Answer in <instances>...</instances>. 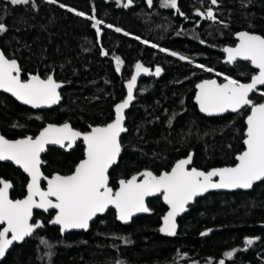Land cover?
I'll list each match as a JSON object with an SVG mask.
<instances>
[{"label": "trees", "instance_id": "1", "mask_svg": "<svg viewBox=\"0 0 264 264\" xmlns=\"http://www.w3.org/2000/svg\"><path fill=\"white\" fill-rule=\"evenodd\" d=\"M127 3L30 0L13 6L0 0V23L7 29L0 33V49L17 61L21 77H46L52 72L55 80L66 83L60 90L61 101L46 110H31L0 93V132L16 137L34 134L49 122L67 121L80 130L107 123L113 104L124 95L123 81L140 60L162 71L158 78L138 82L125 113L121 152L109 170L111 185L143 168L155 173L166 170L188 153H192L191 165L201 169L234 163L243 147L249 105L206 117L197 112L192 95L201 79L225 76L244 82L255 72L247 62L224 63L223 49L234 45L239 30L264 37V0H217L215 5L211 0H177L184 15L162 7L161 0H152L151 5L132 0L124 7ZM209 9L214 20L207 17ZM81 12L85 15L77 14ZM97 20L102 21L97 25L99 33L93 26ZM115 57L122 61L119 71ZM249 99L264 100V86ZM81 155L79 140L70 150L48 146L41 156V171L67 173ZM0 176L11 181V197L24 193L26 177L18 168L0 162ZM146 203L151 212L126 224L117 221L109 208L96 215L87 230L62 234L48 224L50 210L34 212L43 227L13 244L0 264H220L221 260L264 264V182H254L246 190L208 191L196 197L177 217L174 236L159 232L165 209L160 198L149 197ZM245 237L260 240L249 247ZM41 238L53 246L50 258ZM228 252L233 255L227 256Z\"/></svg>", "mask_w": 264, "mask_h": 264}, {"label": "snow or ice", "instance_id": "2", "mask_svg": "<svg viewBox=\"0 0 264 264\" xmlns=\"http://www.w3.org/2000/svg\"><path fill=\"white\" fill-rule=\"evenodd\" d=\"M8 2L16 6L27 5L30 0H8ZM49 2L55 3L56 0ZM147 2L149 5L152 4V0ZM131 3L132 0H128L124 7H128ZM216 3L217 0H211V4ZM161 6L179 12L177 0H161ZM77 14L85 15L82 12ZM179 14L184 15L182 12ZM207 17L215 19L211 9L207 11ZM100 23L102 21L97 20L93 26ZM6 30L5 24L0 23V33ZM116 31L119 32L121 29L117 28ZM237 35L240 43L235 48L224 49L228 54V61L232 62L242 57L255 65L259 69V74L252 76L251 82L246 84L231 78H226L227 83L224 84H217L216 80L203 81L197 85L199 92L196 96L200 110L209 114L229 110L238 112L251 105V114L247 116V138L244 141L246 150L237 156L238 163L234 167L213 169L208 172L196 168L189 170L186 167L192 161V156L189 155L186 159L178 161L171 172L157 176L151 171H145L141 174L143 179L139 182L137 177L133 176L129 180H120L117 191L109 187L108 169L116 162L121 152L119 137L126 131L123 126L124 110L134 99L133 88L137 76L141 72H149L148 68L137 63L136 74L127 84V97L115 106V119L106 126L94 127L90 132L80 133L74 131L68 123L59 127L49 124L35 138L26 137L15 141L0 135V161H13L31 176L28 195L23 200L9 199L8 190L11 184L0 178V184L3 185L0 187V224L6 225L0 230V257L5 256L13 242L24 241L26 237H32L36 229L43 227L40 221L30 223L34 208L46 211L58 209L55 218L49 223L60 225L63 233L71 229L87 230L89 221L98 213H104L110 205L117 209L118 219L127 223L134 214L149 212V208L145 205V197L161 193L170 205V211L163 217L160 231L174 236L177 227L176 217L186 210V205L194 197L209 189H249L254 182H264V103L256 104L249 99V93L253 92L257 85H264V37L248 32ZM144 43L147 44L148 41ZM161 51L167 50L161 49ZM102 54L108 55L107 52ZM171 54L177 55L175 52ZM179 58L186 59L184 56ZM115 60L119 71L122 61L119 57H115ZM20 71L17 61L7 58L4 52L0 51V89L12 93L17 99L33 107H39L41 104H56L61 99L57 91L61 84L57 83L52 75L45 79L39 75H31L28 80H22ZM161 71L160 67H156L154 74L159 76ZM208 71L212 70L208 69ZM81 136L86 144V158L79 162L71 175L57 174L51 179L44 177L48 188L46 191L42 190L39 183L42 176L40 154L45 151V145L49 143L63 145L65 141H69L67 147L71 148L72 143ZM213 177L219 179L214 181ZM50 197H54L55 201ZM9 234H11L10 238ZM205 234L201 233V235ZM257 240H260V237H245L244 243L250 247ZM125 242L130 243V241ZM40 244L49 249L45 255L50 258L53 254L51 251L53 246L43 238L40 239ZM226 255L231 257L233 252H228ZM220 264H224V261L221 260Z\"/></svg>", "mask_w": 264, "mask_h": 264}, {"label": "water", "instance_id": "3", "mask_svg": "<svg viewBox=\"0 0 264 264\" xmlns=\"http://www.w3.org/2000/svg\"><path fill=\"white\" fill-rule=\"evenodd\" d=\"M241 32H248L249 34H254V35L261 36V35L255 33V32H249V31H245V30H239V31H237V32L234 34V37H235V43H234V45H232V46H228V47H225V48H235V47L240 43V39H239V36H238L237 34H238V33H241ZM261 37H262V36H261ZM225 48H224V49H225ZM224 49H223V59H222L224 63H232V62H236V61L247 62V63L249 64V66L255 71V72L249 77V79H248L247 81L240 82V83H245V84H246V83H250V82H251V78H252V76H254V75H258V74H259V69H258L255 65H253L250 61L245 60V59H243L242 57H238L235 61L229 62V61H228V54H227L226 51H224ZM0 51H2V50L0 49ZM9 59H13V58H9ZM137 63H141L145 68H148V69H149V72H148V73L141 72L140 75L137 76L136 84H135V86H134V88H133V97H134V93H135V90H136V88H137L138 82H139V80H140L141 78H148V77L158 78V77L160 76V75H159V76H156V75L154 74V73H155V69H156V67H159V66H154V67L150 68L149 66L144 65L140 60L135 61V62L132 64V66H131V70H130L129 76L127 77V79H125V80L123 81V84H122V85H123V90H124V95H123V97H122L120 100H118L117 102H115V103L113 104V106H112V118H111L107 123H105V124H103V125H92V126H90L87 130L81 131V130H78V129H76V128H73V127L70 125V123L67 122V121L60 122V123H50V122H49V123H45L41 128H39V129L37 130V132H36L34 135H25V136L16 137V138H13V139H9V138H6V137H5V138L8 139V140H11V141L24 139V138H26V137H32V138H35V137L38 136V135L40 134V132L43 131V129L46 128L49 124L56 125L57 127H59V126H62L63 124H65V123H68V124L70 125V127H71L74 131H78V132H80V133H87V132H90L91 129L94 128V127H103V126H106L107 124L113 122V120L115 119V115H116V113H115V106H116L117 104L121 103V102H122L124 99H126V97H127V92H128L127 84H128V81L131 80L132 76L136 74V67H135V66H136ZM17 64H18V63H17ZM18 66H19V65H18ZM14 74H15V73H14ZM31 75H37V74H26L25 79H23V80H28V79L30 78ZM49 75H52V76H53V73L51 72V73H49L47 76H49ZM47 76H46V77H41V76H40V77H41L42 79H45V78H47ZM20 77H21V71H20ZM53 78H54V77H53ZM54 80H55V79H54ZM210 80H216L217 84H224V83H227V79L217 80L215 77H210V78L201 79V80H199L198 82H196L195 85H194V91H193V95H192V102L194 103L197 112L200 113V114H202V115H204V116H206V117L220 116V115H224V114H227V113H234V112H232L231 110H229V111H227V112H223V113H213V114H209V113L202 112V111L200 110L199 103H198V101L196 100V96H197V94H198V92H199V89L197 88V85L200 84V83H202L203 81H210ZM55 81H56L57 83L61 84V87L57 90V91L59 92V94H60V90L62 89V87H64V86L66 85V83H64V82H60V81H57V80H55ZM262 86H264V85H257L256 89H254L253 92H254L255 90L259 89V88L262 87ZM253 92L249 93V96H250ZM0 93L9 96V97L12 98L16 103H18V104H20V105H22V106H25V107H27V108H29V109H31V110H45V109H49V108H52V107L58 105V103L61 101V99H60L56 104H50V105H49V104H41L39 107H33L31 104H25L23 101L17 99L15 96H13L12 93L7 92V91H5L4 89H0ZM60 97H61V96H60ZM133 100H134V99H133ZM133 100H132V102H133ZM132 102L129 104L128 108H126V109L124 110V117H125V113H126V111L129 109V107H130V105L132 104ZM259 103H264V100H262V101H260V102H258V103H256V104H259ZM250 114H251V105H249L248 112H247L246 116L244 117V137H243V139H242L243 147H242V149H241V150L235 155V161H234V163H232V164H230V165L211 166V167H209V168H207V169H201V168L195 167L194 165H191V163H190L189 165H187L186 167H187L189 170H190L191 168H196L197 170H199V171H203V172H208V171H211V170H213V169H219V168H225V167H234V166L238 163L237 156L240 155L242 152H244V151L246 150V145H245L244 141H245V139L247 138V136H246V132H247V116L250 115ZM124 120H125V119H124ZM123 126H124V125H123ZM124 127H125V126H124ZM125 129H126V128H125ZM121 134H122V133H121ZM121 134H120V136H121ZM0 135H2V134H0ZM2 136H3V135H2ZM119 138H120V137H119ZM77 139H79V140L81 141L82 145H83V155H82V157L76 161V163L73 165L72 170H71L69 173H65V174H63V173H59V172H52L50 175H44V174L42 173L41 169H40V172H41V174H42L41 179H40V182L43 181V185L40 184V188H41L42 190L46 191L47 188H48L47 180L44 179V177H47L48 179H51L54 175H57V174H59V175H61V176L71 175V174L74 172L75 167L79 164V162H80L81 160H83V159L86 158V155H85V154H86V144H85V142H84V140H83V137L81 136V137H79V138H77ZM77 139H76V140H77ZM76 140H75V141H76ZM64 143H65V144H63V145H60V144H52V143L46 144V145H45V150H46L47 146L61 147V148L65 149V150L69 149V147H67L69 141H65ZM73 144H74V143H72V146H73ZM43 152H44V151H43ZM43 152L40 154V161H41L40 165L43 163V161H42V159H41V155L43 154ZM189 155L192 156V153H188V154L185 155V156L178 157L177 159H175V160L171 163V165H170L166 170H165V169H164V170H160L159 172L155 173V172L151 171L150 169L143 168V169H140V170H138V171H136V172L130 174V175L127 176L126 178H119V179L117 180L116 186H115L114 188H112V187L110 186V184H109V187H111V188L113 189V191H117V190H119V187H120V184H119V181H120V180H129V179H131L133 176H136V177H137V182H139L140 180L143 179V176H142L141 174H142L143 172H145V171H151L154 175H157V176H159L160 174H162V173H164V172H171V170L173 169V167H175V165H176V163H177L178 161L183 160V159H186ZM117 158H118V157H117ZM116 160H117V159H116ZM4 162L11 163V164L14 165L15 167L19 168V169L24 173V175L26 176V182H25V186H24V188H25V192H24V194H23L22 196L17 197V198H11V197L9 196V190H10V188H9V190H8V196H9V199H12V200H18V199H19V200H23V199L28 195V184L31 182V176H30L27 172H25L21 166L15 164L13 161H4ZM108 170H109V169H108ZM218 179H219V177H213V180H214V181H216V180H218ZM3 180H4V181H7V182L10 183L9 180H5V179H3ZM40 182H39V183H40ZM10 184H11V183H10ZM2 186H3V185L0 184V187H2ZM231 190H246V189H243V188H237V189H209L208 191H231ZM208 191H207V192H208ZM204 193H205V192H204ZM204 193H202L201 195H203ZM201 195H198V196H196V197H199V196H201ZM152 196H158V197L160 198L161 202L163 203V205L165 206V209H164L162 215L160 216L159 227H158L159 232H160L162 235L172 236V235H167L166 233H163V232L160 231V228L163 226V217H164V216L170 211V205L164 200L163 195H162L161 193H155L154 195H151V196H147V197H145V205H146L147 207H148V205H147L146 201H147V199H148L149 197H152ZM196 197H194V199H195ZM36 199L38 200L39 198L37 197ZM50 199H52L53 201H55V198H54V197H50ZM194 199H193V200H194ZM193 200L190 201L189 204L192 203ZM186 207H187V205H186ZM109 208L113 210L114 217H115V219H116L117 221H119V222L122 223V224H126L125 222H122V221H120V220L118 219V211H117V209H116L114 206H111V205H110ZM109 208H108V209H109ZM148 208H149V207H148ZM34 209H35V210H39V211H46V210H44V209H37V208H34ZM34 209H33V210H34ZM48 210H52V211H53L51 217H50L49 220L47 221L48 224H52V223H49V222L55 218V216H56V214H57V212H58V209H48ZM106 210H107V209H106ZM150 212H151V210H150V208H149V212H146V213H136V214L133 215V217L136 216V215H138V214H147V213H150ZM99 214H102V213H98L97 215H99ZM181 214H182V213H181ZM181 214H179L178 216H180ZM178 216H177V217H178ZM177 217H176V219H177ZM94 218H95V217H94ZM94 218H93V219H94ZM93 219H92V220H93ZM92 220H91V221H92ZM37 221H40V220L37 219V220H35V221H33V222L30 220V223H35V222H37ZM91 221H89V224L91 223ZM40 222H41V221H40ZM127 223H128V222H127ZM52 225L57 226L59 232L62 234V232H61V226H60V225H57V224H52ZM176 225H177V222H176ZM5 226H6V225H4V224H0V230H2V228L5 227ZM72 230H84V229H71V230H67V231H72ZM176 230H177V227H176ZM208 230H209V229H208ZM208 230H207L206 232H208ZM65 232H66V231H65ZM63 233H64V232H63ZM10 236H11V234H9V238H10ZM19 242H21V241H15V242H13V244H15V243H19ZM13 244H12V245H13ZM12 245H11V246H12ZM11 246H10V247H11ZM10 247H9V248H10ZM7 251H8V250H7ZM7 251H6V252H7ZM2 258H3V257H0V260H1Z\"/></svg>", "mask_w": 264, "mask_h": 264}, {"label": "flooded vegetation", "instance_id": "4", "mask_svg": "<svg viewBox=\"0 0 264 264\" xmlns=\"http://www.w3.org/2000/svg\"><path fill=\"white\" fill-rule=\"evenodd\" d=\"M21 79L23 80V79H25V77H23V78L21 77ZM45 110H46V109H45ZM76 129H78V128H76ZM87 129H88V128H87ZM87 129H85V130H87ZM78 130H80V129H78ZM81 131H84V130H81ZM36 132H37V131H36ZM36 132H35V133H36ZM35 133H34V134H35ZM0 134H2V133L0 132ZM34 134L27 133V134L20 135V136H16V137H21V136H25V135H34ZM2 135H3V134H2ZM3 136L6 137V138H9V139L16 138V137H7V136H5V135H3ZM77 140H79V139H77ZM77 140H76V141H77ZM76 141H75V142H76ZM79 141H80V140H79ZM75 142H74V143H75ZM80 143H81V141H80ZM64 144H65V143H64ZM81 145H82V143H81ZM73 146H74V144H73ZM73 146H72V147H73ZM47 147H48V146H47ZM55 147H56V146H55ZM72 147H71V148H72ZM60 148H61V147H60ZM71 148H69V149H67V150H70ZM46 149H47V148H46ZM61 149H63V148H61ZM63 150H65V149H63ZM44 152H45V151H44ZM44 152H43V153H44ZM82 155H83V145H82ZM82 155H81V157H82ZM41 156H42V155H41ZM81 157H80V158H81ZM80 158H79V159H80ZM41 159H42V158H41ZM0 162H4V161H0ZM6 163H8V162H6ZM75 163H76V162H75ZM75 163H74V164H75ZM10 164H11V163H10ZM42 164H43V163H42ZM42 164H41V165H42ZM11 165H12V164H11ZM41 165H40V169H41ZM13 166H14V165H13ZM112 166H113V165H112ZM112 166H111V167H112ZM14 167H15V166H14ZM111 167L109 168V170L111 169ZM16 168H17V167H16ZM72 168H73V167H72ZM18 169H19V168H18ZM19 170H20V169H19ZM71 170H72V169H71ZM71 170H70V171H71ZM109 170H108V182H109L110 186H111L112 188H114L116 185H111V183H110ZM20 171H21V170H20ZM70 171H69V172H70ZM21 172H22V171H21ZM54 172H55V171H54ZM69 172H67V173H69ZM22 173H23V172H22ZM42 173H43V172H42ZM51 173H52V172H51ZM51 173H49V174H44V173H43V174H44V175H50ZM23 174H24V173H23ZM63 174H65V173H63ZM25 177H26V176H25ZM0 178L5 179V180H9L8 178L2 177V176H0ZM117 180H118V179H117ZM117 180H116V183H117ZM9 181H10V180H9ZM25 182H26V181H25ZM42 182H43V181H42ZM10 183H11V181H10ZM40 184H41V182H40ZM42 185H43V183H42ZM24 186H25V184H24ZM11 187H12V184H11ZM10 190H11V188H10ZM10 190H9V192H10ZM24 192H25V188H24ZM23 194H24V193H23ZM23 194H22V195H23ZM22 195H21V196H22ZM9 196H10V195H9ZM10 197H11V196H10ZM19 197H20V196H19ZM11 198H14V197H11ZM15 198H17V197H15ZM47 211H48V210H47ZM50 211H51V215H52V212H53V211H52V210H50ZM34 212H46V211H39V210H35V209H34V210H33V216H32V219H31L32 222L35 221V220H37V219H39V218H37V217H34ZM51 215H50V217H51ZM39 220H40V219H39ZM48 220H49V219H48ZM40 221H41V220H40Z\"/></svg>", "mask_w": 264, "mask_h": 264}, {"label": "rangeland", "instance_id": "5", "mask_svg": "<svg viewBox=\"0 0 264 264\" xmlns=\"http://www.w3.org/2000/svg\"><path fill=\"white\" fill-rule=\"evenodd\" d=\"M95 29H96V32L99 33V29L97 28V25L95 26ZM221 77H223L224 79H226L225 76H221Z\"/></svg>", "mask_w": 264, "mask_h": 264}]
</instances>
